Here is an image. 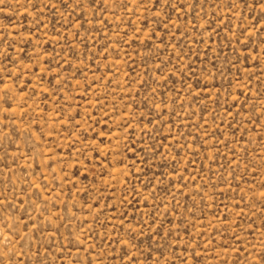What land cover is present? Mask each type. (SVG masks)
<instances>
[{
  "label": "rangeland",
  "instance_id": "374dc122",
  "mask_svg": "<svg viewBox=\"0 0 264 264\" xmlns=\"http://www.w3.org/2000/svg\"><path fill=\"white\" fill-rule=\"evenodd\" d=\"M0 264H264V0H0Z\"/></svg>",
  "mask_w": 264,
  "mask_h": 264
}]
</instances>
